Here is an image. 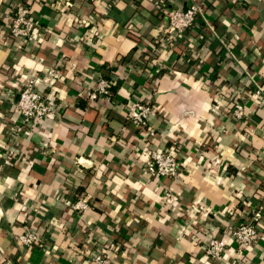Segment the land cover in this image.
I'll return each mask as SVG.
<instances>
[{"label":"crops","instance_id":"obj_1","mask_svg":"<svg viewBox=\"0 0 264 264\" xmlns=\"http://www.w3.org/2000/svg\"><path fill=\"white\" fill-rule=\"evenodd\" d=\"M23 1L34 27L14 40L0 0V264H93L100 248L111 264H264V0ZM190 4L201 13L176 37L166 12ZM33 77L55 108L25 124L14 107ZM100 78L114 95L90 101ZM135 101L154 140L125 121ZM155 149L177 153V178L142 174ZM256 213L241 248L230 231ZM28 228L41 242L25 249Z\"/></svg>","mask_w":264,"mask_h":264},{"label":"built area","instance_id":"obj_2","mask_svg":"<svg viewBox=\"0 0 264 264\" xmlns=\"http://www.w3.org/2000/svg\"><path fill=\"white\" fill-rule=\"evenodd\" d=\"M14 18L9 26L11 36L14 40H26L34 27L33 21L29 15L28 7L19 2L15 3ZM201 13L200 8L195 4L187 5L183 9H170L166 12L168 26L172 29L174 36L182 37L189 30L198 15ZM49 74L52 80L59 77V73L50 70ZM38 82L37 78H30L22 83L19 90V97L15 103L14 110L21 115L25 124L34 121L43 120L54 113V105L39 91L35 86ZM114 83L111 80L100 78L94 85L88 99L95 101L98 98L110 100L112 97V87ZM258 102H264V86H257L254 92ZM152 109L146 102L135 101L126 108L124 115L125 121L141 131L144 138L154 140L155 132L150 128L149 117ZM244 110L240 103L233 106V116L240 119ZM142 174L152 179L172 178L179 176V164L177 161V153L166 150H151L148 160L142 166ZM88 205L85 201L79 200L72 208L74 211H83ZM260 221V214L256 213L250 222L241 223L230 231L233 241L241 248L250 247L257 236V227ZM204 255L211 261H220L224 252V243L213 237L204 238ZM18 246L29 249L37 246L41 242L40 235L28 228L16 237ZM91 262L93 264H111L110 254L103 251V248L92 255Z\"/></svg>","mask_w":264,"mask_h":264},{"label":"rangeland","instance_id":"obj_3","mask_svg":"<svg viewBox=\"0 0 264 264\" xmlns=\"http://www.w3.org/2000/svg\"><path fill=\"white\" fill-rule=\"evenodd\" d=\"M16 2H19V3H21L22 5L26 6V4L24 3L23 0H15V2H13V3L10 2V3L13 5L12 9L8 6L9 9H10L9 16L11 17L10 24H11L12 19L14 18L15 6H16L15 3H16ZM8 5H9V3H8ZM9 33H10V29H9ZM10 38L13 39L12 36H11V33H10Z\"/></svg>","mask_w":264,"mask_h":264},{"label":"trees","instance_id":"obj_4","mask_svg":"<svg viewBox=\"0 0 264 264\" xmlns=\"http://www.w3.org/2000/svg\"><path fill=\"white\" fill-rule=\"evenodd\" d=\"M8 2H9V7L12 9V7H13V5L10 3V2H15V0H8ZM26 7H27V5H26ZM10 20H11V17H10ZM10 26V25H9ZM107 80H110V79H108V78H106ZM114 92H115V86L113 85V87H112V97H113V95H114ZM231 101L232 102H237L238 101V99H236L235 97L233 98V96L231 97ZM248 222H250V221H248Z\"/></svg>","mask_w":264,"mask_h":264}]
</instances>
